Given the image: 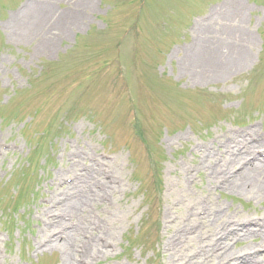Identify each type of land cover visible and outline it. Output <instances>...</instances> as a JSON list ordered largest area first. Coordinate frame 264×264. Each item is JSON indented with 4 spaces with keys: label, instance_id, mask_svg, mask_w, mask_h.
<instances>
[{
    "label": "rangeland",
    "instance_id": "1",
    "mask_svg": "<svg viewBox=\"0 0 264 264\" xmlns=\"http://www.w3.org/2000/svg\"><path fill=\"white\" fill-rule=\"evenodd\" d=\"M28 1L0 0V144L21 146L0 152L5 262L63 264L58 249L37 244L47 235L41 231L45 214L63 211L61 199L59 207L51 203L52 193L76 190L58 182L93 172L83 169L97 167L89 157H96L101 171L84 191H99L94 197L101 203L88 206L81 198L80 218L66 213L48 230L51 235L82 221L73 252L91 236L100 249L87 264H165L169 257L191 264L171 253L167 240L199 226L203 239L209 231L212 237L188 248L192 259L222 232L231 255L264 248V225L252 222L262 221L264 195L220 183L246 157H258L264 142L213 176L207 173L209 164L226 159L223 143H239L236 151L244 147L241 131L245 140L264 138V0H53L32 23L29 38L20 41L12 15ZM205 14L213 21L209 33L195 24L206 21ZM202 39L221 48V58L235 59L239 47L245 48L248 60L219 75L224 60L186 56L183 47L194 49ZM207 152L212 155L200 164ZM259 177L264 179V170ZM104 182L116 187L113 193ZM251 184L246 188L252 190ZM215 210L227 214L206 232L195 217ZM245 220L261 234L229 230ZM101 238L113 246L105 247ZM76 255L73 264H81L78 250ZM257 255L250 264L264 263V252Z\"/></svg>",
    "mask_w": 264,
    "mask_h": 264
},
{
    "label": "bare ground",
    "instance_id": "2",
    "mask_svg": "<svg viewBox=\"0 0 264 264\" xmlns=\"http://www.w3.org/2000/svg\"><path fill=\"white\" fill-rule=\"evenodd\" d=\"M52 1L53 0H29L27 2V5L24 8V11H22V13L19 11H16L12 15V20L15 21L14 30H16V34H18V38L20 41L25 40L27 37L29 38V36L32 34L31 33V30L33 28L32 23L35 20L40 21L42 14L45 13L47 10H49V3L51 4ZM30 10H31L30 12L31 17H29V14H28ZM211 20L212 18H209L204 22L196 21L195 24L200 25L199 27L200 31L209 33L212 30L211 27H212L213 21ZM203 40L204 39H202L195 46L194 49L191 48L192 46L183 47L184 51L186 50V56L189 60H193V61H198L199 59L203 57L205 58L206 56L214 60H217V59L224 60L225 67L219 70L218 72L219 75H223L225 73V70L226 71L231 70L236 65L243 64L248 60V52L245 48L239 47V49L235 53L236 55L235 59H232L231 57L221 58L220 54L222 53L223 50L221 48H218L217 46L208 45V44L205 45L203 44ZM52 45H53V39L48 40L45 46L46 51H48ZM41 47H42V43H39L38 49L42 50ZM238 136L241 137L240 140H244L242 141V143L246 144V147L244 148V150L235 151L234 148L231 149L230 147L228 148L226 147L227 142L223 143L222 145L224 147L223 149L229 150L228 151L229 153H227L226 159L223 160V162H221L220 165L209 164L208 168L210 169H208V172H207L209 177L213 176L214 172L218 173L222 171L225 167H227V165L237 162L238 158L241 156V153L245 151L246 149L248 150L253 149L256 146L262 145L264 142V138L262 137V135H260V137L257 138V142H252L251 140L249 141L245 140V137L242 134H239ZM211 155H212V152H207L203 154L202 155L203 161H201L200 164H203L205 156H211ZM79 158H81V156L77 158H72L70 160V163L76 164ZM93 170H94L93 172H89V173L81 172L77 181L76 182L74 181L75 183L73 182L70 185H67V187H70V186L76 187V190L73 191L71 195L67 196V193L65 194L66 191H60L59 189H55V191L56 190L58 191L52 193L50 197L51 203L55 202L54 205H58L61 203L60 208L63 209L64 212L59 210L62 213V216L60 218L45 219V226L41 228V231L43 232V235L47 234L43 239H48V240L45 243L44 247L50 248L51 250L58 249L61 252L63 264H73V258L77 256L76 255L77 249L75 250V252H73V249H74V245L76 241L79 239V237H77L78 235L76 234V232L78 233V231L81 229V227H83L82 225L84 224L82 221H80L77 218L78 224L75 225V227L73 226L71 229L62 230L60 234H58L57 236H50L48 230L52 224H54L55 222L58 223L60 220L64 219V217L66 216V213L68 215V213L71 214L70 212H73L74 214H77V216L80 218V209L83 207L80 203L81 198H82V201H86L85 203H87L88 206H91L94 202H97L95 200L94 195H100L99 191L94 189L93 194H92V191H84L86 189L84 184H86L88 181L93 182L94 177H97V174H95L94 172L99 173L101 171L100 168H96ZM263 170H264V161L263 162L256 161V160L251 161L248 164H246L245 167L240 169L236 174L234 175L230 174L228 176L225 175L224 186L233 191H243V190L255 191V193L257 194L264 195V179H261L259 177L260 173ZM89 171H92V170H89ZM250 183H252L251 186H253L252 190L246 188ZM103 184L107 186V188L110 190L109 191L110 193H113L114 189H116V187H113V185L107 184V182H104ZM92 186L93 185H91V187ZM56 196H59V198L56 199L55 198ZM60 199H61V202L59 203ZM97 203L100 204L101 202L99 201ZM85 211H86V208H84V212ZM226 214H227L226 212L224 211L222 212L221 210L207 211V215L205 218L195 217L194 221L201 223L200 224L202 225L201 228L206 229V232H208L209 231L208 228L214 226L216 222L218 220H221V218ZM189 215L193 218L192 214H189ZM183 221L189 225L192 223L189 218H187L186 220L183 219ZM226 221L227 219L223 221V224ZM260 224H263V223H260ZM98 226L100 225L98 224ZM198 228L192 234H189L187 230L181 233H174V235L178 236L176 240H172V235H171L169 239L167 240L168 245L171 246V253L179 254L181 262L184 260V258H187L191 264H224L225 261H229L228 258L232 256L231 255L232 253H231L230 248L228 247V243L224 241V239L226 238V232H222L221 238L223 239H220L218 241L216 240L212 244V246H207V249L205 251L206 254L199 253L198 255L199 258L197 259H192L191 257H188L187 250L191 245H194V246L199 245V247L206 245L207 240L212 237V233L211 231H209V236L206 237V239H203L201 236L203 232L201 229H198ZM251 229H254L253 231L259 230L258 232L259 234H261L262 232V230L260 229H255L250 226H245L241 230L242 233L239 232L238 227H237L234 234L235 235L246 234ZM60 238H62L63 241H61ZM80 249H81V254L85 255L86 257L90 259H92L93 254L97 252V250H100L98 243L94 241L92 236L89 237L88 240L83 241L82 247ZM214 249H215V252H213ZM101 251H104V250H101ZM207 255H208L207 257L208 259H205L204 257ZM245 262H247V264H250L249 260H246ZM231 263L234 264L236 263V261L232 258V261H230L229 264ZM165 264H179V263H175L169 257V259L165 262ZM186 264H189V262H187Z\"/></svg>",
    "mask_w": 264,
    "mask_h": 264
}]
</instances>
